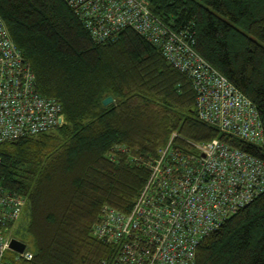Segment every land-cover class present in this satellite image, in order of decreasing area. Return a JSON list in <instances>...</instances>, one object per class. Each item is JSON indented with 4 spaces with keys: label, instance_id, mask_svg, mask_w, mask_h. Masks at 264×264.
<instances>
[{
    "label": "trees",
    "instance_id": "16d2710c",
    "mask_svg": "<svg viewBox=\"0 0 264 264\" xmlns=\"http://www.w3.org/2000/svg\"><path fill=\"white\" fill-rule=\"evenodd\" d=\"M151 6L192 27L196 49L253 100L264 128V0ZM0 13L40 91L58 97L67 117L57 132L0 143V183L27 198L16 235L34 251L30 262L108 264L114 248L92 232L100 210L131 209L174 131L178 143L219 137L264 158V142L199 116L189 72L137 30L96 41L67 0H0ZM197 264H264V191L200 243Z\"/></svg>",
    "mask_w": 264,
    "mask_h": 264
},
{
    "label": "built area",
    "instance_id": "2783aa9c",
    "mask_svg": "<svg viewBox=\"0 0 264 264\" xmlns=\"http://www.w3.org/2000/svg\"><path fill=\"white\" fill-rule=\"evenodd\" d=\"M151 1L67 0L96 41L133 28L159 46L174 66L188 71L202 119L251 142H264L253 100L196 49L191 26L166 20ZM66 122L62 101L40 91L31 60L0 13V143ZM178 135L174 131L150 162L131 209L102 206L92 232L113 246L108 264H197L200 243L264 191L261 156L219 137L178 143ZM115 147L128 149L124 144ZM26 206L24 194L0 183V264L22 259L35 264L28 243L23 251L11 247L12 238H20L16 230Z\"/></svg>",
    "mask_w": 264,
    "mask_h": 264
},
{
    "label": "water",
    "instance_id": "95a60500",
    "mask_svg": "<svg viewBox=\"0 0 264 264\" xmlns=\"http://www.w3.org/2000/svg\"><path fill=\"white\" fill-rule=\"evenodd\" d=\"M114 100V96L112 94L107 95L103 99L104 104H108ZM27 245V242L18 238V237H13L11 240V247L18 250V251H23Z\"/></svg>",
    "mask_w": 264,
    "mask_h": 264
},
{
    "label": "rangeland",
    "instance_id": "374dc122",
    "mask_svg": "<svg viewBox=\"0 0 264 264\" xmlns=\"http://www.w3.org/2000/svg\"><path fill=\"white\" fill-rule=\"evenodd\" d=\"M79 18H80V17H79ZM80 19H81V18H80ZM81 21H82V19H81ZM82 22H83V21H82ZM83 24H84V22H83ZM7 25H8V24H7ZM8 27H9V26H8ZM58 129H59V127H57V129L54 128V130H53V131L51 130V131H52V132H57ZM49 131H50V130H49ZM6 141H7V140H6ZM24 215H25V214H24ZM24 215H23V217H21L20 220L18 221V224H19V225H20L21 221L23 220V218L25 217ZM21 219H22V220H21ZM18 224H17V226H18ZM17 226H16V227H17ZM17 228H18V227H17ZM15 229H16V228H15ZM18 236H20V235L18 234ZM24 238L27 239L28 236H26V237H24Z\"/></svg>",
    "mask_w": 264,
    "mask_h": 264
},
{
    "label": "clouds",
    "instance_id": "9594fccd",
    "mask_svg": "<svg viewBox=\"0 0 264 264\" xmlns=\"http://www.w3.org/2000/svg\"><path fill=\"white\" fill-rule=\"evenodd\" d=\"M21 239V238H20Z\"/></svg>",
    "mask_w": 264,
    "mask_h": 264
}]
</instances>
